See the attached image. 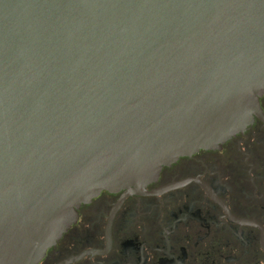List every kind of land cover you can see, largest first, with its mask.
Instances as JSON below:
<instances>
[{
    "label": "water",
    "instance_id": "water-1",
    "mask_svg": "<svg viewBox=\"0 0 264 264\" xmlns=\"http://www.w3.org/2000/svg\"><path fill=\"white\" fill-rule=\"evenodd\" d=\"M264 0H0V264L260 113Z\"/></svg>",
    "mask_w": 264,
    "mask_h": 264
},
{
    "label": "flooded vegetation",
    "instance_id": "flooded-vegetation-1",
    "mask_svg": "<svg viewBox=\"0 0 264 264\" xmlns=\"http://www.w3.org/2000/svg\"><path fill=\"white\" fill-rule=\"evenodd\" d=\"M217 148L140 189L101 190L37 264H264V94Z\"/></svg>",
    "mask_w": 264,
    "mask_h": 264
}]
</instances>
